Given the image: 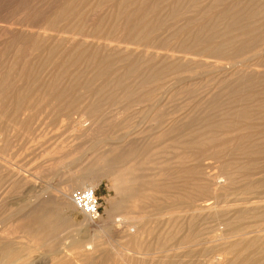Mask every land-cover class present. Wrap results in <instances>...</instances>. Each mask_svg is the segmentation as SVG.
<instances>
[{"label": "bare ground", "instance_id": "obj_1", "mask_svg": "<svg viewBox=\"0 0 264 264\" xmlns=\"http://www.w3.org/2000/svg\"><path fill=\"white\" fill-rule=\"evenodd\" d=\"M46 2L48 10L35 17L20 7L18 14L25 13L26 18L5 21L9 27L3 38H12L5 50L16 45L19 51L39 53L44 78L30 77L27 56L25 68L17 74L22 87L18 90L16 85L18 92L13 94L12 88V100L8 97L13 102L5 100L12 82L0 79V124L21 120L15 125L29 131L34 101H50L53 115L71 118L82 111L93 119L78 137L91 141L96 136V143L102 133L105 142L113 131L99 125L104 112L99 97L113 104L119 96L125 101L140 93L141 101H149L164 89V99L155 107L160 124L148 129L144 148L134 146L127 132L128 137L112 145L106 155L98 154L78 173H69L66 187L56 194L60 207H73L71 190H96L98 177H110L124 194L116 210L119 219L68 244L60 238L52 211L32 205L13 219L16 226L10 228L0 218V264H25L41 249L50 264H95L98 255L99 264H116L118 259L129 264L134 257L129 247L135 250L137 244L138 252L147 247L141 251L146 256L154 251L147 241L144 245L140 241L154 237L155 229L150 235L147 227L155 223V264H264V0ZM24 52L16 54L20 58ZM221 57L228 63L217 62ZM196 69L216 75L214 85L201 88L202 93L188 86ZM94 97L99 98L97 105ZM177 97L193 105L178 107L168 116L167 103ZM83 100L100 107H86ZM6 101L13 104L9 116L3 108ZM128 104L124 115L136 105ZM142 131L140 135L146 130ZM212 161L219 165L218 173L213 172ZM19 171L0 168V179L17 189L25 180ZM220 222L226 223L225 232H216ZM115 238L127 239L128 244L119 247L123 253L117 252L121 256L116 261L114 255L102 252L104 246L113 247Z\"/></svg>", "mask_w": 264, "mask_h": 264}, {"label": "rangeland", "instance_id": "obj_2", "mask_svg": "<svg viewBox=\"0 0 264 264\" xmlns=\"http://www.w3.org/2000/svg\"><path fill=\"white\" fill-rule=\"evenodd\" d=\"M42 1L41 0H0V9L1 10H5V9L7 10L6 14L0 13V26H1L0 27V37L2 36L0 38V45H1L0 46V79L3 80V78H5L8 80V83L12 82V83H10V86L9 85L7 86L8 89L7 90L5 89L6 91H9V92H6L7 95H8V93L13 92L12 88L14 90H16L18 88L20 89V86L22 87L21 84H23V83H20L19 75H17V74L21 75V70L25 66V61H27V59H26L27 56H28L27 58L29 61V65H28L29 67L26 66L28 68L27 71L32 69L31 70L32 72L31 73L29 72V75L33 74L30 77L31 78H33V77H39L40 78L41 77L40 79L44 78V75L42 74L41 67H40L41 62L43 60V57L39 53L36 52V54H35L31 51L28 53L27 49L26 50L23 49L25 52L19 51L18 49H16L17 48L16 45H15V47H13L11 49L10 52H8L5 49L7 48V46L10 45V43H8V42H11L12 38L11 39H9V37L8 38L6 37V39L3 38L4 33L7 31V28L9 27V24H7V23L11 22V21H17V19L19 20L21 18L18 16L23 15V14H18V9L20 11V7H21V10H24L23 8L27 9L26 14L30 13L31 15H33L35 17L36 15H38V13H43L45 9L48 10V4L46 2L47 0H45L43 2ZM44 3H46V4L44 5ZM41 4H43V6H41ZM1 10H0V12H1ZM39 10H41V12ZM47 10H45V11H47ZM10 11L12 14L9 13ZM8 14H10L12 16H10ZM26 14L24 13V17L22 16V18H26ZM30 20H29V22H31ZM5 21H7V23H5ZM2 22H4V23H2ZM103 38L106 39L105 36H103ZM16 52L18 54H19V52L20 53L24 52L25 54L22 53V55L24 54L22 57L20 54V58H19V55H17ZM34 55H35V57H34ZM31 56H33V57H31ZM207 56H209V55H207ZM211 59L214 60L215 58H210L209 61L213 62ZM221 59H222V61H220ZM225 60L226 59H224L222 57L219 60L217 58V62H219V63H221V62L224 64L228 63V61L226 60V62H225ZM214 62H216V59ZM34 63L35 64L37 63V64L35 65ZM21 64H24V65H21ZM31 66H34L33 67L34 69ZM13 67H14V70H12ZM35 68H36V70H35ZM82 70H84V69H82ZM196 70H197V72L194 73L195 74L194 75L195 76L194 81L191 82L188 86H191V87L196 86V88L199 90V91L197 90V92L202 93L203 91L211 88L210 86L214 85L213 81H215L214 78L216 77V75L214 76L211 73L208 74V73H206L207 71L206 72L201 71L200 69H196ZM2 80H0V82ZM14 81H17V82H14ZM14 83H16V84L14 85ZM26 83L27 82L24 81V86ZM9 87H10V89H9ZM201 88L203 89V91ZM18 90L13 92V94L18 92ZM11 93L9 94L10 96H7L5 98V100L6 99L9 100V102L12 100L11 97L13 94L11 95ZM138 94H139V96H138ZM217 94H215L214 96H218ZM141 95L142 94L137 93V95H134L132 98L130 97L131 100H129L130 98L125 99V101H127V102L122 101L121 96H119V99L117 100L118 103L116 101L113 104L107 98L104 99V97H99V98H101L100 104H99V105L102 104L101 107L99 105L95 106L98 104L96 102H99L98 97H94L95 98L94 101L92 100V102H95V105L92 102L89 103L90 105L93 104L95 107H100V108L103 107V111L105 112V113L103 112L104 117L101 116L99 118V122L100 121L101 122L100 123L98 122V123H99V125H101L103 127H105V126L108 127L109 128V129L107 128L108 131L109 130H110V132L113 131V133H112L113 137L109 138L110 140L105 139V136H104L105 142H104V140H102V137H103L102 133L97 135L98 138H99V136H102V137L99 138L100 142L96 141V143H94L95 140H98V139H94V138H97L96 136H94V138L92 136L90 137L91 141L93 140L92 142L88 141L89 140L88 137H85L86 140L84 138L78 137V136H80V132L83 131V129L84 130H86L87 128L89 129V127L91 126V124L93 122V119L90 120V118L88 116H86L82 111H76L74 113V115L70 116L71 118L73 117L72 119L69 118V116H67L66 114H63V115L61 114V116L60 115H57V116L53 115L50 101L48 102V101L41 100V101H43L44 104L41 103L40 100L34 101V104L35 103L36 104H35V106L33 105V107H35V108L32 110V114L34 115L35 120L33 118V122H34L33 127L31 126L33 129L31 128V130H29V131H27L25 128L20 126L21 124L20 125L18 124L19 122L21 123V120H19V121L16 120L15 122L6 123V124L3 123V125L0 124V128H1V125L3 126V128H1V130H0V136L2 135L0 137V141H2V137L4 136V142L3 141L0 142L1 143V145H0V166L1 167L0 168L1 169H3V167H4V169L8 168L12 171V173H17V171L20 170L21 172L20 171L19 172L22 174V176L24 175V177H25L24 178L25 179L24 184L23 185L21 184L17 189H14V190L11 186V183L8 180H5L6 178H3L4 180L0 179V180H2V183H0L1 184L0 187H4V189H5V190H3V188H0V199L2 198V200H0V213H1L0 218L2 217L1 221H6V223L9 222L8 227L10 226V228H11V227H13V225H15V223L13 222V219L21 217L25 213V210L32 207V205H33V207H34V205L37 207H40L43 205L42 207H46L47 209H50L52 211V214L54 216V220L57 224L56 228L60 233V238L62 240H68L67 242L69 244L70 241L73 242L75 239L88 238V237H91L92 235H95L94 233L96 232V230H98V227H96V226H98V225L102 226V224L111 225L112 223L115 222L116 218L119 219L120 218V217H118L119 213H117L116 210H117L118 204L123 201L124 194L122 192H120V190L117 189L115 181L110 177H98L96 179V184H97L96 190H97L98 197L101 199V203H102V218H101V221H99L98 223L91 222L83 213L78 211L76 209V207L73 206V203H71L73 207H71V206H69V207L63 206V208H62V206L60 207V202L56 198V194L59 192L60 189L66 187V185L68 183L67 181H68V174L69 173H78L79 171H81L80 170L81 168H79V167L86 166V164L88 163L90 158H92L98 154L99 155L100 154L106 155L107 152L109 151V148L112 145L120 143L125 138V136L128 137L127 134L129 132H130V134H132V135L129 134V136H130L129 138L132 139L131 140L132 144L134 146L138 145V146L144 148V146H145L144 143L147 142L146 137H148L147 136L148 134H146V132L148 131V129H153V128L157 127L156 125L160 124V121L157 122L155 120L156 115H157V114H155V113H157L155 110V107L164 99V89L159 90L155 94L154 100L149 99V101L151 100L150 102L147 100H145L146 102L143 101L144 98H143V95L142 96ZM8 97L11 100L8 99ZM140 98L143 100L141 101ZM106 99H107V101H104ZM179 99L177 97L175 101L173 100V101H170L167 103L168 104L167 108L169 107L168 116L169 115L171 116L170 113L172 112V114H173V112L175 111L174 109H176V108L178 109V107L185 108V107L193 105V104L190 105L189 99L185 100V98H184L183 101H182V98H179ZM85 100L87 101V99H85ZM85 100H83V101H85ZM86 101L84 103L81 102V104L83 103V105L85 104L86 107H89L90 105L87 104L89 102V100H88V102H86ZM119 101H120V103H119ZM128 101H130V103ZM135 101H136V103H134ZM7 102L8 101L3 103L4 104L3 108L5 107L4 110L6 111V113L10 109H11L10 111L13 110V104L11 105L9 102L8 103ZM11 102H13V101H11ZM187 102L189 105L187 104ZM40 104H42V105H40ZM127 104L128 105L131 104L130 106H134V104H136V105L134 107H132L133 109L130 112H128L127 114L124 115L122 111H124L123 109ZM8 105H9V108L7 107ZM6 108H8V109H6ZM47 110L50 111L51 113H49ZM172 110H174V111H172ZM10 111H9V114L7 113L8 114L7 116H9L11 114ZM35 116H37V117H35ZM153 116H155V117H153ZM17 121H18V123L16 124L17 125L16 126L15 123ZM77 123H80V125L77 126ZM128 126H129V128H128ZM126 129H127V131H126ZM142 130H146L144 132V135L139 134V133L143 132ZM30 131H32V133ZM3 132L5 133L4 135H3ZM21 132H23V133H21ZM103 133H104V131H103ZM7 136H8L9 140L7 139ZM87 138H88V140H87ZM6 140H8V141H6ZM7 142L11 145L8 146ZM98 142H99V144H98ZM106 145H107V147H106ZM1 160H2V162H1ZM213 164H214L213 165L214 168L212 169V170H214L213 172L218 173L220 171L219 165L215 162H213ZM217 165H218L217 169L219 171H217L215 169L217 167ZM101 173L102 172H99L100 175H101ZM1 177H2V174H1ZM26 177H27V179L29 177L30 178L27 180ZM25 182H27L28 184ZM87 186L91 187V185H87ZM77 190H79V189L71 190L70 195ZM229 203L231 204V203H233V201L231 200V201H229ZM64 207H65V209H64ZM11 221H12V223H11ZM19 223L20 222H18V224H17V222H16L17 225H20ZM218 225L219 226L216 225V227H217L216 232L220 233L219 231H221V232L226 231V223L225 222H220V223H218ZM218 227H219V229H218ZM147 229H148L147 230L148 234H150L151 232L153 233V231H152V229H153L156 232V234L158 235L157 223H155L151 226H148ZM149 231H151V232H149ZM156 234H154V237L156 236ZM148 236H146L145 239L142 241L138 240V242L140 241V244H143L144 242L146 244L148 242L146 244V246L151 245L150 247H152V246L154 247V241L155 240H154L153 234H152L153 238L151 236H149V237ZM147 237H148V239H147ZM149 238L152 240H150ZM150 242H152V243L150 244ZM126 244H127V239L115 238V239H113V243H112L113 247L110 248L108 246H104V250H102V252L103 253L106 252L107 254H110L111 256L114 255L115 257L113 256V259L115 258L114 261H116L118 259V257L120 258V256H121V255L118 256L119 254L117 255V252H119L120 254L123 253L122 252L123 248H119V247H125L128 245V244L127 245ZM155 245L157 246V244H155ZM136 246L138 247V249L140 248L136 244L133 246V247H135V250H134V248L131 247L132 248L131 249L129 247V250L131 251V253L130 252H128V253H129V255H132L134 257L135 256L137 257V255H139V256H138L136 261H135L136 258L130 256L132 258H131L129 264H141V263L142 264L143 263L144 264H152V261H153V263L155 262L156 259H154V258L156 256V253L154 251H155V249H157V247L156 248L152 247V249H154V251L150 248V250H152L151 255L146 256L142 253V252H145L147 250L146 249L147 247L144 250V247H145L144 246L143 249L140 250V252L142 251L141 254L143 256V257H141L140 254H137V253L135 254V252H138V249L136 250V248H137ZM112 251H114V253ZM132 251H135V252H133L134 255L132 254ZM34 252L35 253L28 256V258L26 260L27 262L25 261V264H27V263L28 264H50V258L48 257V255H46L44 250L41 249V250L34 251ZM102 252H100V253L97 252V253L103 255ZM140 252H138V253H140ZM97 255H95L94 257H96ZM152 255L154 256L153 258L151 257ZM144 256H146V258H145L146 260L144 259ZM97 257L94 258L95 262H96L95 264H99V262H100V258H101L100 255H98ZM96 259H97V261H96ZM139 259L141 261V262L139 261L140 263L138 262ZM132 261H133V263H131ZM117 262L118 263H116V264H119V262H120V264H125V263L121 262L120 259H118Z\"/></svg>", "mask_w": 264, "mask_h": 264}, {"label": "built area", "instance_id": "obj_3", "mask_svg": "<svg viewBox=\"0 0 264 264\" xmlns=\"http://www.w3.org/2000/svg\"><path fill=\"white\" fill-rule=\"evenodd\" d=\"M71 200L78 211L96 223L102 218V203L97 190L80 189L72 193Z\"/></svg>", "mask_w": 264, "mask_h": 264}]
</instances>
